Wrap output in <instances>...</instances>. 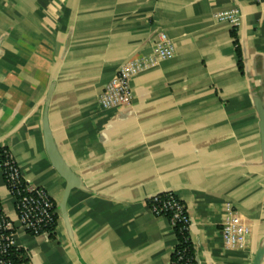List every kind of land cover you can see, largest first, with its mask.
Segmentation results:
<instances>
[{"label":"crops","instance_id":"1","mask_svg":"<svg viewBox=\"0 0 264 264\" xmlns=\"http://www.w3.org/2000/svg\"><path fill=\"white\" fill-rule=\"evenodd\" d=\"M118 74L131 102L101 111ZM44 113L78 183L63 214ZM3 149L59 216L52 238L15 234L22 264H170L145 207L167 192L196 264H264V0H0ZM0 204L14 221L1 172Z\"/></svg>","mask_w":264,"mask_h":264},{"label":"built area","instance_id":"2","mask_svg":"<svg viewBox=\"0 0 264 264\" xmlns=\"http://www.w3.org/2000/svg\"><path fill=\"white\" fill-rule=\"evenodd\" d=\"M131 99L129 79L123 74H118L104 87L97 106L101 111L119 109L129 105ZM0 172L3 185L13 200L14 208V221H11L4 215L0 204V256L3 258L9 251L18 250L14 244L15 234L18 231L30 237L49 236L55 232L59 216L57 205L48 193L23 179L9 151L4 152ZM145 207L153 216L165 217L172 231L178 225L179 232L187 233L189 237L190 218L185 204L175 194L167 192L154 195L145 202ZM172 253H175L179 260L183 257V253L174 248ZM186 262L189 263L190 260ZM0 264H10V262L0 260Z\"/></svg>","mask_w":264,"mask_h":264},{"label":"water","instance_id":"3","mask_svg":"<svg viewBox=\"0 0 264 264\" xmlns=\"http://www.w3.org/2000/svg\"><path fill=\"white\" fill-rule=\"evenodd\" d=\"M43 139H44V147L47 157L55 169V171L60 175V177L65 181V188L63 191V195L58 205L60 212L63 214L65 212V205L67 201V197L69 192L78 186L77 178L75 175L67 168V166L62 161L59 156L55 144L52 140L51 132L47 122V114L44 113L43 116ZM261 257V251H258L254 258L252 264H259V260Z\"/></svg>","mask_w":264,"mask_h":264},{"label":"trees","instance_id":"4","mask_svg":"<svg viewBox=\"0 0 264 264\" xmlns=\"http://www.w3.org/2000/svg\"><path fill=\"white\" fill-rule=\"evenodd\" d=\"M236 54L239 58V66H240V51L238 45L235 48ZM240 68V67H239ZM8 151L7 149H3L0 151V164L4 158V152ZM178 227V225H177ZM177 227L174 229V235L176 238V245L174 249L176 251H181L183 253L182 259H178L175 253H172L170 256V264H196L195 259H194V250L192 247V243L188 237L187 233H180ZM49 237H53V234L49 235ZM187 239V241H185ZM0 260L8 261L10 264H22V253L21 251L17 250L14 251L12 250L11 252L9 251L8 255L5 257L0 256ZM190 260L189 263L186 261Z\"/></svg>","mask_w":264,"mask_h":264}]
</instances>
